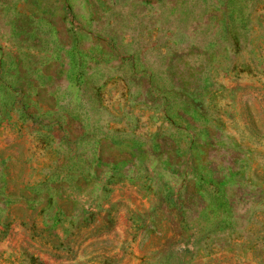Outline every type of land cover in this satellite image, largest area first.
Segmentation results:
<instances>
[{
  "label": "rangeland",
  "instance_id": "1",
  "mask_svg": "<svg viewBox=\"0 0 264 264\" xmlns=\"http://www.w3.org/2000/svg\"><path fill=\"white\" fill-rule=\"evenodd\" d=\"M0 264H264V0H0Z\"/></svg>",
  "mask_w": 264,
  "mask_h": 264
}]
</instances>
